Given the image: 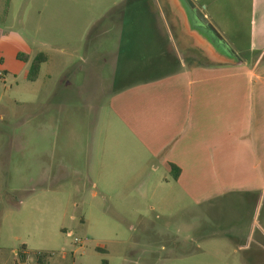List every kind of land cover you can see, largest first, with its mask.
I'll return each mask as SVG.
<instances>
[{"label": "rangeland", "instance_id": "obj_1", "mask_svg": "<svg viewBox=\"0 0 264 264\" xmlns=\"http://www.w3.org/2000/svg\"><path fill=\"white\" fill-rule=\"evenodd\" d=\"M191 2L225 43L195 25ZM5 3L0 0V264L24 263L12 253L21 246L24 264H37L39 255L41 264H224L232 245L222 231L249 222V213L262 221L259 198L193 201L167 187L140 201L92 198L86 144L93 113L105 108L108 94L183 68L164 54L157 20H182L173 33L202 47L206 59H255L264 49V0H8L3 16ZM19 50L26 63L15 59ZM37 54L46 61L31 82L26 75ZM176 54L177 61L207 63L190 49ZM132 208L140 215L130 214ZM99 209L103 216L95 214Z\"/></svg>", "mask_w": 264, "mask_h": 264}, {"label": "crops", "instance_id": "obj_2", "mask_svg": "<svg viewBox=\"0 0 264 264\" xmlns=\"http://www.w3.org/2000/svg\"><path fill=\"white\" fill-rule=\"evenodd\" d=\"M167 22L157 20L166 38L164 54L183 68L112 91L105 108H96L100 114L93 113L97 119L86 144L85 173L91 180V197L140 201L154 189L167 187L193 201L241 195L257 197L262 205L264 49L255 59L229 56L219 63L206 59L202 47L173 33L179 31L182 20ZM183 48L198 53L207 63L192 58L177 61L176 52ZM18 53L27 54L14 52L15 59L24 63L16 58ZM249 63L255 71L248 68ZM170 165L180 171L175 180ZM95 214L104 215L101 209ZM130 214L139 216L140 211L132 208ZM248 215L249 222L231 224L222 231L232 245L222 263L264 264V216L256 221ZM100 219L95 217V225H100ZM2 250L0 244V258ZM12 253L24 261V246Z\"/></svg>", "mask_w": 264, "mask_h": 264}, {"label": "trees", "instance_id": "obj_3", "mask_svg": "<svg viewBox=\"0 0 264 264\" xmlns=\"http://www.w3.org/2000/svg\"><path fill=\"white\" fill-rule=\"evenodd\" d=\"M5 9L3 10V16H6L7 14V4H8V0H6V3H5ZM16 58L19 60V61H22L24 63H26L28 61V57L25 55V54H21V53H18L16 55ZM46 61V57L44 54H37L31 61H30V65H29V70H28V73L26 75V78L28 81H35L37 79V76H38V72H39V69H40V65ZM179 169L177 167H175L174 165H170V174H171V177L172 179H176L179 175ZM45 258L44 255H39L38 256V259H37V263L38 264H41L42 260Z\"/></svg>", "mask_w": 264, "mask_h": 264}, {"label": "water", "instance_id": "obj_4", "mask_svg": "<svg viewBox=\"0 0 264 264\" xmlns=\"http://www.w3.org/2000/svg\"><path fill=\"white\" fill-rule=\"evenodd\" d=\"M189 10L191 12V19L198 28L200 27L211 33L219 45L225 43L222 36L213 28L207 16L204 14L203 8H199L191 2L189 3Z\"/></svg>", "mask_w": 264, "mask_h": 264}, {"label": "built area", "instance_id": "obj_5", "mask_svg": "<svg viewBox=\"0 0 264 264\" xmlns=\"http://www.w3.org/2000/svg\"><path fill=\"white\" fill-rule=\"evenodd\" d=\"M68 236H70V234L68 233ZM75 243L79 242L78 240H74ZM24 263H26V260L24 259ZM22 263V264H24Z\"/></svg>", "mask_w": 264, "mask_h": 264}]
</instances>
